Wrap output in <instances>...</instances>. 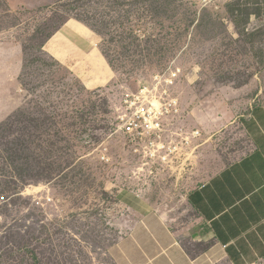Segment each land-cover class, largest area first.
<instances>
[{
  "label": "rangeland",
  "instance_id": "obj_1",
  "mask_svg": "<svg viewBox=\"0 0 264 264\" xmlns=\"http://www.w3.org/2000/svg\"><path fill=\"white\" fill-rule=\"evenodd\" d=\"M45 1L11 12L0 0V46L9 45L0 79L18 46L27 97L5 116L9 92L0 101V264H113L120 197L139 189V199L169 219L192 222L188 193L248 143L239 121L264 102V0L205 9L197 0ZM69 21L100 44L93 56L58 45L56 59L71 62L60 64L42 49ZM171 63L182 68L184 124L203 133L198 158L180 181H140L137 160L115 132L116 115L128 94ZM104 67L114 75L108 83ZM101 153L112 163H102Z\"/></svg>",
  "mask_w": 264,
  "mask_h": 264
},
{
  "label": "crops",
  "instance_id": "obj_2",
  "mask_svg": "<svg viewBox=\"0 0 264 264\" xmlns=\"http://www.w3.org/2000/svg\"><path fill=\"white\" fill-rule=\"evenodd\" d=\"M11 12L43 7L45 0H3ZM36 3V6L34 5ZM82 25L67 22L43 47L56 59L58 45L78 46L83 55L93 56L100 40ZM9 45L0 46L2 54ZM11 69L0 79V101L9 96L10 108L5 116L20 108L26 95L19 79L23 72L18 46L10 47ZM53 52V55L52 53ZM99 68V64H97ZM99 72V70H98ZM103 83L114 75L101 69ZM10 82L11 89H3ZM240 133L248 143L233 161L186 196L187 210L195 215L192 222L169 219L163 207L125 194L117 226L119 237L109 250L113 264H263L264 263V102L254 104L240 119ZM125 199V200H124ZM124 200V201H123ZM178 225H174L177 224Z\"/></svg>",
  "mask_w": 264,
  "mask_h": 264
},
{
  "label": "built area",
  "instance_id": "obj_3",
  "mask_svg": "<svg viewBox=\"0 0 264 264\" xmlns=\"http://www.w3.org/2000/svg\"><path fill=\"white\" fill-rule=\"evenodd\" d=\"M234 1L197 0V4L205 9ZM181 75L182 68L171 63L154 73L139 91L128 94L117 112L115 132L124 139L127 153L137 160L139 167L134 176L140 181H180L198 158L203 133L184 124L177 91ZM98 159L104 164L112 163L106 153ZM132 193L140 198L143 191L135 189Z\"/></svg>",
  "mask_w": 264,
  "mask_h": 264
}]
</instances>
